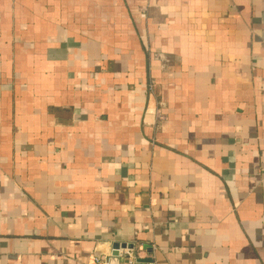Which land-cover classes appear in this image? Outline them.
<instances>
[{"label":"crops","instance_id":"1","mask_svg":"<svg viewBox=\"0 0 264 264\" xmlns=\"http://www.w3.org/2000/svg\"><path fill=\"white\" fill-rule=\"evenodd\" d=\"M127 251L264 264V0H0V264Z\"/></svg>","mask_w":264,"mask_h":264},{"label":"water","instance_id":"2","mask_svg":"<svg viewBox=\"0 0 264 264\" xmlns=\"http://www.w3.org/2000/svg\"><path fill=\"white\" fill-rule=\"evenodd\" d=\"M107 242H101L97 245L96 251L100 254H103L107 252ZM112 254L113 255H119L120 248H126V247H132V244L126 243V242H120V241H114L112 243Z\"/></svg>","mask_w":264,"mask_h":264},{"label":"built area","instance_id":"3","mask_svg":"<svg viewBox=\"0 0 264 264\" xmlns=\"http://www.w3.org/2000/svg\"><path fill=\"white\" fill-rule=\"evenodd\" d=\"M95 255H96L95 257L96 261L100 262V260L102 259V256L100 254H95ZM127 255L129 257L128 264H135V261L132 256V252L127 251ZM103 264H112L111 258L110 257L105 258V260L103 261Z\"/></svg>","mask_w":264,"mask_h":264}]
</instances>
